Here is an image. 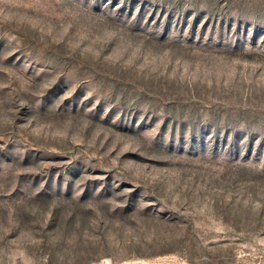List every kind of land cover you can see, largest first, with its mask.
<instances>
[{"label":"rangeland","instance_id":"374dc122","mask_svg":"<svg viewBox=\"0 0 264 264\" xmlns=\"http://www.w3.org/2000/svg\"><path fill=\"white\" fill-rule=\"evenodd\" d=\"M0 264H264V0H0Z\"/></svg>","mask_w":264,"mask_h":264}]
</instances>
